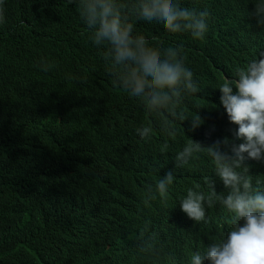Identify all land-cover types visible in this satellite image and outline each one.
I'll return each mask as SVG.
<instances>
[{"label": "clouds", "instance_id": "1", "mask_svg": "<svg viewBox=\"0 0 264 264\" xmlns=\"http://www.w3.org/2000/svg\"><path fill=\"white\" fill-rule=\"evenodd\" d=\"M2 2L0 259L41 243L34 264H264V0H22L63 12L23 33ZM57 83L89 121L46 163L30 128ZM98 230L86 258L77 236Z\"/></svg>", "mask_w": 264, "mask_h": 264}, {"label": "trees", "instance_id": "2", "mask_svg": "<svg viewBox=\"0 0 264 264\" xmlns=\"http://www.w3.org/2000/svg\"><path fill=\"white\" fill-rule=\"evenodd\" d=\"M4 3L7 8L16 9L25 15L27 24L19 30L20 33L27 31L30 27L41 26H49L54 30V25L63 19L62 9L56 3L47 8L42 3L33 10L26 8L22 4V0H3L2 4ZM5 63L8 66L12 65L11 57ZM69 67L70 65H67V68ZM24 73L25 71L21 72V75ZM31 79L37 81L38 90L44 89L41 78L38 77L36 80L33 77ZM52 87L49 88V91H52L57 96L58 104L56 108L48 112L47 107H39L43 109V112H40L38 108L34 107V127L30 128V131L34 130L35 138L39 142H42L41 159L46 163L53 162L57 156L78 148L81 145L78 131L89 121V107L87 105L86 94L79 92L74 87L63 88L60 83L52 84ZM3 96L7 99L13 97L9 90H5ZM4 98L0 95V104L5 100ZM25 121L26 119L20 116L16 123L22 125ZM3 139L10 146L24 140L19 137L9 138L5 132ZM32 151L33 149L30 145L23 147L21 155L25 156L32 153ZM0 182L8 184L1 178ZM91 185V183H88L85 187H90ZM100 234L101 230L96 231L91 236L87 235V233L78 234L79 242H86V244H83L81 250L84 257L89 258L93 253L92 250L102 247V243L99 240ZM42 250L43 244L37 243L33 249L27 252L13 255L12 257L11 255L3 257V259H0V264H34L35 257Z\"/></svg>", "mask_w": 264, "mask_h": 264}, {"label": "bare ground", "instance_id": "3", "mask_svg": "<svg viewBox=\"0 0 264 264\" xmlns=\"http://www.w3.org/2000/svg\"><path fill=\"white\" fill-rule=\"evenodd\" d=\"M248 27H251V26L249 25ZM241 33H243V32H241ZM137 255L133 253V249H130V257L131 256H136L137 257L136 259H139L140 258V253H138Z\"/></svg>", "mask_w": 264, "mask_h": 264}]
</instances>
